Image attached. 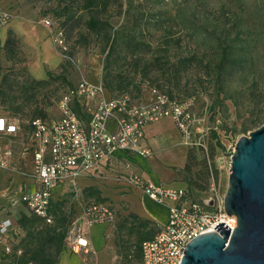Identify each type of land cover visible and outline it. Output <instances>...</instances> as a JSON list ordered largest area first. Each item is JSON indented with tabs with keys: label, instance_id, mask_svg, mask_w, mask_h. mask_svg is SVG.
<instances>
[{
	"label": "rangeland",
	"instance_id": "1",
	"mask_svg": "<svg viewBox=\"0 0 264 264\" xmlns=\"http://www.w3.org/2000/svg\"><path fill=\"white\" fill-rule=\"evenodd\" d=\"M194 1L106 0V8L100 7L99 10H96L86 8L84 0H0V7L8 9L13 14L16 11L33 13L40 21L45 15L53 18L51 30L48 29L50 35L53 39L57 30L63 32L64 43L68 46L67 52H70V56L76 64L77 71L72 73L69 78L71 84H76L82 79L99 84H102V81L110 82L112 79L116 80L115 82H121L118 78L120 77L123 79V89H126L127 83H134L136 86L133 87L135 89L133 91L138 95L142 91V98L149 102L153 99L150 90L155 87L160 92H164L163 88L166 86L161 69L166 66H163V59L157 61L164 58L166 62L167 58L160 49L162 46L160 44L168 40L176 42L179 38L189 41V36L185 35V31H182L180 25L175 22V16L178 9H183L182 13L191 15L192 11L189 10L192 9ZM245 2L249 4L248 7H251L250 13L247 16L246 11L240 15L243 22L245 19L250 26L244 27L243 34L241 31L240 40L241 44L245 46L243 54L247 52V58H252V66L248 67V65L241 73L237 72L230 77L223 76L220 85L218 84L219 87L223 86L225 89L223 104L218 107L220 119L212 122L208 116L200 117L195 126L200 131L206 130V132L208 128H211L212 132L217 134V140L212 137V132L207 135L206 146L208 153H211V147L214 151L211 164L219 171L215 183L219 198H223L226 191L235 144L240 138L247 137L250 132L264 125V17H262L264 9L258 12L260 8L258 0H245ZM209 3L211 4L210 17L214 18L221 3L217 0H209ZM232 8L234 9L233 6ZM233 12L229 11L227 14L226 18L230 23L229 26L226 23L227 29L231 28ZM152 14H158L160 17V21L156 25L147 22ZM90 17H96L101 22L102 25H99L97 30H89L87 22ZM220 18L223 21V17ZM236 32L234 30L230 36H235ZM201 39L200 35L195 36V40L199 43ZM11 40H14V45L10 48L5 45L6 43L4 44L2 53L4 61L1 70L3 79L6 78L5 82L7 83L4 90L6 97L12 100L13 105L4 101L2 106L14 111V108L22 105L18 100L17 89L25 74L22 68L25 55L16 37L11 35ZM190 40L189 42L198 48L199 62L192 63L185 75L186 78L188 77L192 81L195 76H202L206 73L211 80H216L217 57L213 52L205 53L201 46L197 47L194 39ZM57 51L62 62V54L58 48ZM199 55H203L201 62ZM186 56L188 55L180 54L179 58ZM168 57L172 63L175 61V55L172 52L168 54ZM53 74L57 75L58 70ZM53 88L54 90L50 92H52L51 96L54 97V100L51 102L46 118L58 120L62 116L55 100L59 97V87L53 86ZM183 89H185V85ZM186 95L188 94H185V97H187ZM4 98L1 96V99ZM213 100H215V96H206L200 99L195 110L199 111L204 107H210ZM34 115L41 117L39 113ZM162 120L173 121L172 118ZM244 129L246 132H243ZM218 140L220 146L217 144ZM186 145L188 148L191 147L187 143ZM212 195L210 187L205 192L194 194L199 201L210 198ZM28 215H31V212Z\"/></svg>",
	"mask_w": 264,
	"mask_h": 264
},
{
	"label": "built area",
	"instance_id": "2",
	"mask_svg": "<svg viewBox=\"0 0 264 264\" xmlns=\"http://www.w3.org/2000/svg\"><path fill=\"white\" fill-rule=\"evenodd\" d=\"M8 21L9 15L0 9V28ZM41 23L47 29L52 27L49 19H42ZM63 36V32L57 30L53 41L65 59L67 46ZM1 50L0 39V53ZM150 93L153 99L149 102L143 98L136 101L128 95L107 98L102 84L94 86L82 79L58 103L62 114L60 119L32 122L31 137L36 146L33 175L40 187L21 198L32 215L50 223L48 209L53 188L67 183L78 192V181L94 173L104 160L121 157L126 160V167L130 168L136 158L149 157L151 151L141 144L149 125L172 118L188 145L193 144L194 134L206 132L195 127L197 122L191 123L188 117L185 118L188 104L171 103L154 89ZM73 95L86 96L94 101V106L89 109L92 116L87 124L71 110ZM16 131V125L0 118V133L11 135ZM127 180L140 187L150 199L168 208L167 222L158 226L154 236L141 244V264H179L186 246L196 237L215 232L214 227L219 223H224L231 231L237 226L236 218L224 212L223 198L218 197L215 183L210 186L213 195L205 204L196 199L188 188L154 184L137 175H130ZM116 216L117 211L108 204L85 209L70 228L66 238L67 249L77 254L88 253L87 231L99 222L114 224ZM12 228L11 220L2 221L0 236L7 235ZM6 251L10 252V248Z\"/></svg>",
	"mask_w": 264,
	"mask_h": 264
},
{
	"label": "trees",
	"instance_id": "3",
	"mask_svg": "<svg viewBox=\"0 0 264 264\" xmlns=\"http://www.w3.org/2000/svg\"><path fill=\"white\" fill-rule=\"evenodd\" d=\"M86 8H92L99 10L100 7L104 9L107 6L106 0H84ZM221 3V7L217 8L214 18L211 15V4L209 0H195L192 5L191 15L182 13L183 9H178L175 22L180 25L182 31H185V35L190 39L195 40L196 35L201 36V42L195 40L197 47L201 46L204 52H213L215 54L217 66L215 76L217 85L221 83L223 76L234 75L237 72H242L244 68L252 66V58H247V52L245 46H243L240 40L241 31L244 33V27L250 26L246 23V20L242 19L240 13L247 11L249 15V4L245 0H217ZM258 12H261L264 8V0H258ZM234 7V9L232 8ZM214 9V8H213ZM216 10V9H215ZM229 11L233 12V20L231 22V28H226L227 14ZM238 11V12H236ZM223 15V16H222ZM264 15V14H263ZM262 15V17H264ZM220 17H223V21ZM43 19H49L53 21V18L49 16H43ZM160 17L158 14H152V17L147 20L149 24L156 25ZM54 22V21H53ZM101 22L96 17H90L87 26L89 30H97ZM230 23L227 24L229 26ZM236 30L235 36H230L233 31ZM247 30H249L247 28ZM251 31V30H250ZM12 33L9 34V38L6 42V46L14 45V40H11ZM194 37V38H193ZM109 38V37H108ZM189 39V41H191ZM245 39V38H244ZM189 41H185L184 38H179L175 41H165L161 46L162 52L167 56L166 62L164 58L158 59L162 61V78L166 82L165 91L160 92L159 89L154 87V90L167 97L169 102L178 103L181 105L188 104L185 109V118L188 117L191 123L198 122V118L208 116L209 120L213 122L218 120L220 112L218 107L223 104L224 87L216 85V80H211L205 73L202 76H195L194 80L186 78V73L191 68L194 61H198V48L192 45ZM174 44V46H171ZM66 45V44H65ZM67 46V45H66ZM68 47V46H67ZM4 48V46H3ZM172 49V50H171ZM175 55V61L172 63L168 57L169 53ZM180 54H186L185 58H182ZM67 58L63 59L58 74L48 75L47 81L37 82L30 79L27 76H23V81L18 84V100L22 104L20 107L14 108V112L18 115L24 116L29 120V125L32 128V122L35 120L49 121L46 118V114L50 108L51 102L54 97L51 96L53 86L59 87V97L55 98L56 103L60 102L62 97L67 94L69 90H74L77 84H71L70 75L77 71L76 64L73 63L70 52H65ZM200 56V55H199ZM203 55L200 56V62L203 60ZM178 58V60H177ZM166 64V65H165ZM251 65V66H250ZM6 77V76H5ZM121 82H115L112 79L110 82H103L102 85L111 98L119 97L122 95H128L133 100L140 101L143 97V92H139V95L135 93L133 87L136 85L127 83L126 89L122 88L123 79L118 77ZM186 79V80H185ZM6 78H1V96L5 97L3 101H7L11 105L13 102L6 97L4 91L7 87L5 82ZM186 81V82H185ZM190 81V82H189ZM195 83V84H194ZM134 85V86H133ZM185 85V89L184 88ZM161 87V86H160ZM131 88V89H130ZM168 89V91H167ZM132 90V91H131ZM185 94L187 97H185ZM215 96V100L210 107H204L195 110L199 104V100L204 97ZM181 98V99H180ZM225 100V98H224ZM188 101V102H187ZM94 106V101L90 98L83 96L78 97L76 95L71 96L70 107L73 114L82 122L87 124L92 116L89 109ZM40 114L41 117L33 116V114ZM32 115L27 117L26 115ZM220 119V118H219ZM212 129L208 128V131L204 134H194L193 144L188 149L187 161L183 168L184 180L186 181L188 190L191 194L205 192L209 190L211 183H216L218 178V169L211 164L213 159V148L211 147V153H208L207 149V135L211 134ZM246 132V129L243 130ZM212 137L217 138L216 132H212ZM209 141V140H208ZM213 142V141H211ZM217 144L220 146L219 140ZM198 168V170H195ZM202 172V173H201ZM203 175V176H201ZM60 185V184H59ZM68 194L75 198L81 190L78 192L72 187L67 188ZM88 196H93L90 193ZM93 200L87 202L85 209L94 205H106L108 201L100 198L99 196H93ZM82 216L75 209V204L72 199H66L61 201H54V195L51 192L50 204L48 209V217L50 223L46 220L35 217L31 214L19 222V227L16 230H12L8 233L10 236L6 239L14 241L11 242L13 248L17 251L9 252L12 262L16 261L17 264H54L58 260L59 253L67 249L66 238L70 231L71 226ZM128 222V224H127ZM115 229L118 232V244L122 245V263L124 264H141V244L152 238L158 231V226L154 223L144 221L134 216H122L119 220H115ZM19 229V231H17ZM33 230L32 232H29ZM21 232L24 237H21ZM19 237V239H18ZM132 239V240H131ZM19 253V254H18ZM126 253V254H124ZM14 255H18L16 258ZM14 256L15 258H12Z\"/></svg>",
	"mask_w": 264,
	"mask_h": 264
},
{
	"label": "crops",
	"instance_id": "4",
	"mask_svg": "<svg viewBox=\"0 0 264 264\" xmlns=\"http://www.w3.org/2000/svg\"><path fill=\"white\" fill-rule=\"evenodd\" d=\"M0 9L9 15L7 24L0 28V83L3 78V46L10 33L20 42L24 52V75L37 82L47 81L48 75L56 72L61 64V56L49 30L33 13L16 11L13 14L8 9ZM90 83L94 86L99 84ZM106 97L110 98V95L107 94ZM3 102L0 88V118L16 125L17 131L11 135L0 133V223L11 220L13 230H16L21 220L31 216L28 215L29 208L21 202L22 196L36 192L40 187L33 175L36 146L31 137L29 120L4 108ZM186 143L187 140L183 138L174 121L160 120L147 126L144 131L141 144L151 151L149 157L136 158L130 168L126 167V160L121 157L104 160L94 173L78 181L81 192L77 197L73 198L68 194L67 188L71 186L65 183L53 188L54 201L72 199L76 211L81 215L87 202L93 200L96 195L107 200L108 205L117 211L116 220L122 216H134L163 226L167 222L168 208L146 196L143 190L131 184L127 177L137 175L154 184H164L177 189L188 188L182 172L189 149ZM48 159L46 156L47 161ZM89 193L93 196H88ZM117 234L115 223H96L87 231L88 253L77 254L66 249L59 253L54 264H124L122 245L118 244ZM23 235L21 232V237H24ZM8 236L10 234L6 237ZM12 241L13 238L9 240L0 236V264H17L16 261L12 262L9 252L6 251L7 248H10L11 252L17 251L13 248ZM14 256L18 258V255ZM14 256L12 258H15Z\"/></svg>",
	"mask_w": 264,
	"mask_h": 264
},
{
	"label": "water",
	"instance_id": "5",
	"mask_svg": "<svg viewBox=\"0 0 264 264\" xmlns=\"http://www.w3.org/2000/svg\"><path fill=\"white\" fill-rule=\"evenodd\" d=\"M229 171L223 209L236 228L196 237L179 264H264V125L237 141Z\"/></svg>",
	"mask_w": 264,
	"mask_h": 264
},
{
	"label": "bare ground",
	"instance_id": "6",
	"mask_svg": "<svg viewBox=\"0 0 264 264\" xmlns=\"http://www.w3.org/2000/svg\"><path fill=\"white\" fill-rule=\"evenodd\" d=\"M20 21V20H19ZM52 65V64H51Z\"/></svg>",
	"mask_w": 264,
	"mask_h": 264
}]
</instances>
